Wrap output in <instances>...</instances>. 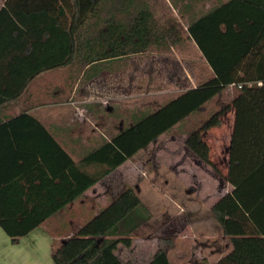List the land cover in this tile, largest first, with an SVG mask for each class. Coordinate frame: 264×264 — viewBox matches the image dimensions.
Segmentation results:
<instances>
[{"label": "trees", "instance_id": "1", "mask_svg": "<svg viewBox=\"0 0 264 264\" xmlns=\"http://www.w3.org/2000/svg\"><path fill=\"white\" fill-rule=\"evenodd\" d=\"M71 2L70 26L63 13L59 19L46 12L2 8L0 37L17 42L11 46L15 64L8 67L29 70V81L43 71L80 64L82 76L90 80L107 70H122L131 54L170 50L177 42L168 43L142 0ZM188 31L214 74L123 127L80 161L39 121L26 113L19 116L34 122L54 148L53 159L49 152L23 158L24 173L42 170L38 184L27 179L22 185L18 172L0 180V226L13 244L233 86L230 105L186 135L185 144L209 162L202 132L219 126L220 115L234 110L226 176L232 190L211 208L230 237L231 250L213 264H264V0H224L190 23ZM24 51L25 56H17ZM89 166L104 167L90 171ZM151 216L135 186L128 185L74 235L59 245L53 242L51 257L55 264H128L117 253L119 245L130 247L132 235ZM145 264L172 263L167 249L158 247Z\"/></svg>", "mask_w": 264, "mask_h": 264}, {"label": "rangeland", "instance_id": "2", "mask_svg": "<svg viewBox=\"0 0 264 264\" xmlns=\"http://www.w3.org/2000/svg\"><path fill=\"white\" fill-rule=\"evenodd\" d=\"M142 1L168 43L172 44L176 39L170 50L152 49L131 54L122 70H107L90 80L82 76L84 67L80 64L54 72L53 81H66L69 77L77 82L74 105L84 108L91 102L95 107L108 106L102 108V116L97 121L103 129L98 128V133L93 128L101 143L106 142L110 134L114 136L174 95L196 87L213 71L207 59L205 61L200 54L188 27L224 0ZM235 94L236 89L230 86L215 96L204 109L164 133L99 181L95 193L105 192V196L99 195L104 198H99L92 205L86 194L83 201L77 199L72 206L57 213L47 222L46 228L57 234L71 230L74 235L124 187L134 185L152 216L132 235L130 247L119 245L117 253L120 257L129 264H145L158 247H164L172 264H193L202 260L206 255L203 252L205 248L217 247L211 239L213 236H208L217 229L211 206L232 190L226 176L234 110L220 115L222 123L219 126L202 132V138L210 149L209 162L201 161L193 154L185 144V137L199 128L211 114L230 105ZM84 114L87 115V111L84 110ZM103 167L89 166L88 170L96 171ZM60 242L57 240V245Z\"/></svg>", "mask_w": 264, "mask_h": 264}, {"label": "crops", "instance_id": "3", "mask_svg": "<svg viewBox=\"0 0 264 264\" xmlns=\"http://www.w3.org/2000/svg\"><path fill=\"white\" fill-rule=\"evenodd\" d=\"M2 8L16 9L26 14L46 12L59 19H61L60 14L63 13L66 26H70V18L74 13L71 0H0V11ZM13 43L17 42L0 37V180L18 172L17 176L22 177L20 182L22 185L26 184L27 179L34 180V184H38L39 180H35L38 171L42 170H29L28 173L27 171L24 173V168L21 167L24 163L23 158H27V156L40 158L42 154L49 152L48 154L53 159L52 150L54 147L38 130L34 122L28 118H19V116L26 113L39 121L51 133L56 142L75 161H78L87 155L84 153L86 150L102 144L96 131L98 128H103L97 121L102 116L100 114L103 111L102 108L106 109L108 106L98 104L99 106L95 107L91 102H88L89 104L83 108L73 104V97L78 88L77 82L69 77L66 81L52 80L56 70L69 69V66L43 71L28 81L29 70L11 69L7 66L14 63L11 61ZM25 54L26 51L18 53L17 56H25ZM200 54L206 61L201 50ZM212 73L213 71L210 76L213 75ZM52 84L53 86H51ZM84 110L87 111V115L84 114ZM93 128L97 130L95 131ZM112 136L110 134L108 140ZM7 161L11 168H6ZM98 184L99 182L78 199L83 201L85 199L83 197L87 194V198L93 201L90 203L95 205L99 198H104L99 195H106L105 192L95 193ZM76 200L63 209L72 206ZM214 204L215 202L212 206ZM56 214L23 236L17 244L11 242L9 235L0 226V264H55L51 257L52 243L57 240L63 241L72 235L71 230L57 234L56 231H49L46 228L47 222ZM94 214L96 215V213ZM215 221L217 229L208 233V236H213L211 239L217 244V247L205 248L203 252L206 255L201 258L209 264L217 262L231 250L230 237L223 233L220 224L216 219ZM207 255L209 256L207 257ZM198 261L201 260H196L193 264Z\"/></svg>", "mask_w": 264, "mask_h": 264}, {"label": "flooded vegetation", "instance_id": "4", "mask_svg": "<svg viewBox=\"0 0 264 264\" xmlns=\"http://www.w3.org/2000/svg\"><path fill=\"white\" fill-rule=\"evenodd\" d=\"M191 150V149H190ZM192 151V150H191ZM193 152V151H192ZM193 154H195L194 152H193ZM196 155V154H195ZM197 156V155H196ZM198 157V156H197ZM199 158V157H198ZM200 159V158H199ZM201 161H202V159H200Z\"/></svg>", "mask_w": 264, "mask_h": 264}]
</instances>
